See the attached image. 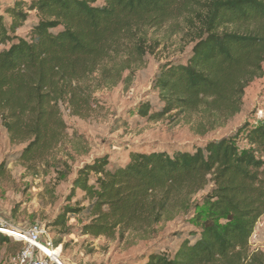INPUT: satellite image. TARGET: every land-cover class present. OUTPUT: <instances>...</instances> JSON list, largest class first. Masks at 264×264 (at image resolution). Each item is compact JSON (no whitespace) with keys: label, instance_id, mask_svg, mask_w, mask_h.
I'll list each match as a JSON object with an SVG mask.
<instances>
[{"label":"trees","instance_id":"1","mask_svg":"<svg viewBox=\"0 0 264 264\" xmlns=\"http://www.w3.org/2000/svg\"><path fill=\"white\" fill-rule=\"evenodd\" d=\"M181 21L190 55L184 63L159 65L151 84L158 107L142 99L135 114L153 123L199 113L205 135L239 115L245 89L264 78V0H15L4 6L0 125L11 144L24 145L17 162L25 172L69 176L73 157L56 155L68 134L63 110L86 119L92 87L130 80L158 46L148 42L149 33ZM259 104L254 115H264V93ZM117 155L122 164L113 162ZM5 176L1 163L0 179ZM78 191L87 205L62 209L52 223L61 236L70 233L73 216L85 217L81 236L109 241L145 233L169 215L189 218L191 230L174 232L172 249L151 245L125 264H264V251L250 245L264 225V119H248L192 149L112 146L76 170L68 200ZM9 243L17 242L0 233V247Z\"/></svg>","mask_w":264,"mask_h":264},{"label":"rangeland","instance_id":"2","mask_svg":"<svg viewBox=\"0 0 264 264\" xmlns=\"http://www.w3.org/2000/svg\"><path fill=\"white\" fill-rule=\"evenodd\" d=\"M14 1L0 0V12L4 6L12 5ZM31 18L29 25L34 22V17ZM180 24L183 22L149 33L148 42L157 43L158 46L154 54L146 56V62L142 66L133 70L130 80L118 82L115 86L92 87V97L95 101L86 119L70 117L68 112L63 110L68 134L62 146L57 149L56 155L66 161H69L68 154L73 157L72 172L63 180H58L52 170L46 174L42 171L37 175L25 172L17 162V156L24 145L11 144L0 125V164L4 163L6 167V176L0 179V223L12 227L43 225L55 245L61 246L62 261L65 264H125L132 258L141 256L151 245H155L157 250L172 249L176 246L172 234L191 230L189 218L181 214L166 216L151 230L145 233H129L121 241L81 236L80 227L85 223L84 216L70 218L68 235L61 236L52 226L67 204L72 207L87 205L79 191L74 193L70 201L68 200L71 181L76 170L87 159L102 155L108 148L122 144L136 146L150 143L168 150L192 149L204 145L209 140L230 135L248 119L250 121L264 119L261 112L253 114L260 108L264 78L256 80L245 89L239 115L225 126L215 128L205 135L202 132L208 127L199 113L171 115L153 123L136 116L137 105L142 99H147L154 107H158L151 84L159 65L168 61L184 63L190 55L192 47L190 36ZM25 32L26 27L21 30L22 34ZM113 162L122 164L123 157L117 155ZM208 190L209 187L199 193L195 197L196 201H199ZM76 202L80 206L75 205ZM250 245L252 250L264 251V225L255 229ZM20 248L17 243L0 247V263L9 264L10 257Z\"/></svg>","mask_w":264,"mask_h":264},{"label":"built area","instance_id":"3","mask_svg":"<svg viewBox=\"0 0 264 264\" xmlns=\"http://www.w3.org/2000/svg\"><path fill=\"white\" fill-rule=\"evenodd\" d=\"M2 229L11 232L6 234L7 231ZM0 233L21 244L19 251L10 257L9 264H61V253L60 256L55 255L57 250L61 251V246L55 245L43 225L12 227L0 223Z\"/></svg>","mask_w":264,"mask_h":264},{"label":"bare ground","instance_id":"4","mask_svg":"<svg viewBox=\"0 0 264 264\" xmlns=\"http://www.w3.org/2000/svg\"><path fill=\"white\" fill-rule=\"evenodd\" d=\"M2 230H4V231H7L6 232V234H10V230H5V229H2ZM60 253H61V251L60 250H57L56 252H55V255L56 256H60ZM61 261V260H60ZM61 264H65V263H63L62 261L60 262Z\"/></svg>","mask_w":264,"mask_h":264}]
</instances>
